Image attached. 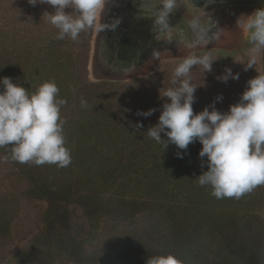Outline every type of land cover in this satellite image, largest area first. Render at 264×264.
Here are the masks:
<instances>
[{
	"label": "trees",
	"instance_id": "trees-1",
	"mask_svg": "<svg viewBox=\"0 0 264 264\" xmlns=\"http://www.w3.org/2000/svg\"><path fill=\"white\" fill-rule=\"evenodd\" d=\"M43 18L27 22V41L0 33V78L30 92L55 82L71 163H19L0 147V264H146L169 254L180 264H264V185L238 199L212 196L196 179L208 170L198 141L166 148L146 133L162 111L154 102L167 101L165 78L93 83L95 26L61 40ZM201 83L198 99L209 86ZM233 101L215 108L227 112Z\"/></svg>",
	"mask_w": 264,
	"mask_h": 264
},
{
	"label": "clouds",
	"instance_id": "clouds-1",
	"mask_svg": "<svg viewBox=\"0 0 264 264\" xmlns=\"http://www.w3.org/2000/svg\"><path fill=\"white\" fill-rule=\"evenodd\" d=\"M35 6L50 5L54 11L45 12L48 22L58 29L57 39L70 36L76 40L81 31L96 25L97 14L104 0H28ZM160 7L153 19V29L160 34L167 33L169 17L177 7L178 0H159ZM72 11L68 12L67 9ZM119 19L112 22L115 28ZM236 27L250 35L252 47L245 70L254 68L256 54L264 50V7L251 15L241 14ZM159 38V37H157ZM154 58H158L153 53ZM214 61L208 55L189 54L175 68L174 88L167 89L163 96L158 122L147 130V135L164 147L175 144L178 149L187 150L196 141L202 145L199 156L207 157V171L196 179L201 186L209 185L211 195L217 199L240 198L254 188L264 185V75L258 74L247 81L245 91L238 103L230 105L227 112L215 108V102L199 113H194L196 87L188 74L194 66H202L211 72ZM223 83L229 79L238 80L231 68L217 77ZM0 147L10 146L12 160L35 165L56 164L67 167L71 163L70 151L65 146L63 135L65 121L60 117L61 106L66 101L59 99V88L54 81L45 82L35 92L14 83L12 78H0ZM222 96L217 97V101ZM81 106L87 102L81 98ZM211 108V110H209ZM155 109L137 113L148 117ZM143 128L142 123L135 126ZM167 139H162L161 134ZM178 158H183L177 152ZM146 264H180L169 255L150 256Z\"/></svg>",
	"mask_w": 264,
	"mask_h": 264
},
{
	"label": "water",
	"instance_id": "water-1",
	"mask_svg": "<svg viewBox=\"0 0 264 264\" xmlns=\"http://www.w3.org/2000/svg\"><path fill=\"white\" fill-rule=\"evenodd\" d=\"M259 1L178 0L167 33L160 34L153 29V19L146 23L136 14L130 17V0H104L91 43L90 74L98 82L128 81L149 75L167 59L240 47L243 35L230 19V9L241 7L237 13L243 8L252 10ZM115 19L120 24L113 28Z\"/></svg>",
	"mask_w": 264,
	"mask_h": 264
},
{
	"label": "rangeland",
	"instance_id": "rangeland-1",
	"mask_svg": "<svg viewBox=\"0 0 264 264\" xmlns=\"http://www.w3.org/2000/svg\"><path fill=\"white\" fill-rule=\"evenodd\" d=\"M41 5L42 4L38 3L37 5L33 6L28 2V0H0V33L8 36L6 38L4 37L5 41L12 43L13 40L17 39L18 37H24V41H27V22L31 24L30 22L32 21V19L36 21L37 18L43 17L44 13H41ZM261 7L264 6L260 4L258 8ZM36 8H39L40 10L34 11ZM50 10L51 9L45 8L43 12H49ZM255 10L248 11L246 15H251ZM32 14H36V18ZM28 16L29 19L27 18ZM238 17L239 16H237V18ZM97 22L98 14L96 25ZM238 29L241 32V35H243L242 46L226 51L215 49L193 53V55L197 56L208 55L211 60L214 61L211 72H207L206 69H204L202 66L197 65L194 66L188 74L187 78L190 80L192 86H203V83H201V81L204 79L208 80L207 84L209 85L208 86L206 83H204V85H207L208 88L205 89V91L203 92V96L199 99L198 97L200 95H198L197 92L195 93V97L197 98V100L195 99L196 101L193 104L194 113L201 112V110H197V108L200 107V105H198L199 100L203 101V106L206 107L208 105H212L214 102H218L219 104V101H217L218 96H222V100H220L221 106L224 105L223 108L226 110L227 108L223 102L224 98L227 99L228 96L234 98L233 103H231L230 105L238 103L241 95L246 89L247 81L255 78L258 74L264 75V50H261L256 54V64L254 65V68L245 70V64L250 58L249 49L252 47V44L250 42V35L243 32L240 28ZM222 53L225 54H223L222 56ZM183 59L184 58L182 57H178L164 60L149 75L139 76L128 81H120L115 83L129 84L135 80L145 81L154 76L160 75L165 78L164 80L166 81V85H170V88H174L177 86L173 84V79L175 78V68L183 62ZM226 68H231L233 74L238 73L239 79H229L227 83H223L218 80L217 77L221 76L225 72ZM89 80L93 83L98 82L92 77L90 71ZM153 105L155 107L162 106V104L158 102H154ZM204 109L205 108H202V111ZM262 214L264 216V212Z\"/></svg>",
	"mask_w": 264,
	"mask_h": 264
},
{
	"label": "flooded vegetation",
	"instance_id": "flooded-vegetation-1",
	"mask_svg": "<svg viewBox=\"0 0 264 264\" xmlns=\"http://www.w3.org/2000/svg\"><path fill=\"white\" fill-rule=\"evenodd\" d=\"M130 1L131 3H129V5L131 6V9L130 10L128 9L130 17L136 14L137 18L146 20V23L155 18L158 12V9H159V5H158L159 0H130ZM260 4L264 6V0L257 2L256 4L257 6L253 8L252 10L257 9ZM240 8L241 7H232L230 9V11L233 12V14L230 15V19L231 20L233 19V22L235 24L238 19L237 16L240 17L241 14H246L248 11H252V10H249L248 8L246 9L243 8L241 9L242 10L241 13H237L238 9ZM132 9H134V12H132Z\"/></svg>",
	"mask_w": 264,
	"mask_h": 264
}]
</instances>
